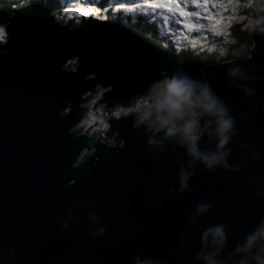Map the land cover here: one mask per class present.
<instances>
[{"label":"water","instance_id":"obj_1","mask_svg":"<svg viewBox=\"0 0 264 264\" xmlns=\"http://www.w3.org/2000/svg\"><path fill=\"white\" fill-rule=\"evenodd\" d=\"M9 18L13 22L9 47L17 40L25 46L0 57V233L17 247L18 264H51L59 254L67 255V264H127L136 250L169 255L181 231L189 238L184 253L190 256L198 228L185 217L202 197L212 210L201 217L199 227L224 222L235 233L264 215V199L256 200L247 184L255 175L264 180V113L246 121L254 125L255 134L244 136L260 148V160L246 163L238 173L213 174L197 165L191 180L194 192L180 198L167 194L168 187L175 185L172 156L166 153L153 163L141 132L132 131L130 121L124 120L113 121L126 140L124 149L116 155L105 153V163L86 177H75L73 185L62 186L60 178L65 174L90 168L89 164L69 168L80 147L92 144L90 138L69 137L67 130L79 117V108L74 103L67 116L58 114L68 99L95 82L84 80L80 72H95L97 79L114 84L105 97L111 103L141 91L159 67H176L179 60L120 22L70 30L54 24L49 9L40 3L0 10V20ZM44 24L53 26L44 32ZM38 36H46L48 44L38 42ZM261 51L258 59L264 60ZM74 53L82 57L79 71L64 77L60 64ZM215 63L188 59L179 66L197 77L207 71L213 88L227 97L234 114L243 111L247 102L225 87L223 67H212ZM255 98L264 103V85ZM101 147L94 155L103 152ZM177 154L183 159L182 151ZM239 156L240 150L234 149L231 159L240 162ZM89 195L108 225L105 236H89L84 221L88 209L78 211L79 223L62 232L58 221L66 210Z\"/></svg>","mask_w":264,"mask_h":264},{"label":"clouds","instance_id":"obj_2","mask_svg":"<svg viewBox=\"0 0 264 264\" xmlns=\"http://www.w3.org/2000/svg\"><path fill=\"white\" fill-rule=\"evenodd\" d=\"M9 2L13 3L14 8L23 9L30 7L34 0H0V6ZM36 2L49 9L54 24L70 30L69 22L83 15L77 11L78 6L82 7L78 0ZM234 3V8H226L221 14V26L226 22L230 28L233 23H238L250 40L241 42L230 31H217L216 24L208 17L203 18L207 23L202 22L198 12L176 23L183 26L182 33L184 29L199 31V36L184 33V48L215 55L218 59L212 67H223L225 87L241 94V99L247 102L245 109L234 114L227 97L213 88L208 72L201 71L199 77L194 76L179 66L181 61H177L176 67H159L141 91L111 103L105 97L115 85L97 79L95 72H80L84 80L95 82L78 97L68 99L58 114L61 118L67 116L72 112L74 103L79 108V117L67 130L69 137L73 140L90 138L92 144L85 143L80 147L69 168H79L83 164H89L90 168H81L75 175L72 172L65 174L60 178L62 186L73 185L75 177H86L90 170L105 163L102 159L105 153L116 155L124 149L126 140L120 135V129L113 127V121H130V129L141 132L153 163L166 153L172 156L176 170L175 185L167 189L170 197L180 198L185 193L194 192L191 180L197 165L213 174L217 170L238 173L244 170L246 163L260 160V148L244 136L255 134L254 125L246 121L264 113V103L255 98L258 88L264 85V60L258 59L264 49V0H234ZM137 7L139 5H126L120 0H111V3L101 0L100 6L95 7V15L103 20L107 17L101 13L109 9L113 12L120 9L132 11ZM233 12L235 15H232ZM12 23L11 18L0 20V57L9 56L25 46L24 41L17 40L9 47ZM164 23L167 27V17ZM52 26L44 24V32L50 31ZM209 34L219 39L210 42ZM36 39L41 44L49 42L46 36ZM81 60L79 53H74L72 57L66 56L60 64L62 75L67 77L76 74ZM97 146H102L103 152L94 155ZM234 149L240 150V162L231 159ZM181 151L183 159L177 154ZM247 184L256 200L264 199V180L260 176L250 177ZM84 209H88L84 221L89 236L104 237L108 225L94 210L92 195L66 210L64 218L58 221L59 229L69 232L73 223H79L76 213ZM211 210L212 204L202 197L186 214L187 223L198 228V239L190 256L184 253V249L189 246V238L181 231L176 234L177 246L168 249L169 255L136 250L128 257L127 264H264V215L257 216L245 230L233 233L224 222H209L199 227L201 217L207 216ZM18 257L15 244L6 242L5 235L0 233V264H18ZM67 260L66 254H59L52 259L51 264H67Z\"/></svg>","mask_w":264,"mask_h":264},{"label":"rangeland","instance_id":"obj_3","mask_svg":"<svg viewBox=\"0 0 264 264\" xmlns=\"http://www.w3.org/2000/svg\"><path fill=\"white\" fill-rule=\"evenodd\" d=\"M36 2V0H34ZM98 0H78L79 5L82 7H77L78 13H83V15H79L77 17L78 21H81L83 18H90L95 16V7H98ZM121 3L126 5L137 4L139 7L132 11H126L125 9H120L115 11L113 15H109L111 12L109 9L106 12H102L101 15L107 17L106 20L112 19L114 20L117 17V12L123 11L124 13H139L144 14L145 16L155 15L160 29L161 42L163 44H168L173 41V46L177 48H184V44L186 43L183 39L184 33H187L191 36H195L193 31H189L188 29H184V33L181 32L182 25L176 23L177 20L184 21L191 13L198 12L200 14V18L202 22L207 23L203 18L208 17L216 24V30L219 32H231L232 36L236 38L238 41L242 40L236 35V31L233 33L232 27L237 25L238 23H233L229 28L227 23L225 22L223 26H221V14H224V10L226 8H234L235 3L234 0H120ZM143 2V4H141ZM111 3V2H110ZM186 11V12H185ZM182 13H187L182 14ZM232 15H235L233 12ZM168 18L167 27H165L164 18ZM97 18V17H96ZM195 19V18H193ZM101 20V19H99ZM127 20H124L122 23H126ZM97 24V23H96ZM239 25V24H238ZM240 26V25H239ZM73 28V27H72ZM199 32V31H196ZM178 38V42L174 37ZM166 37V38H165ZM217 37H209L210 42H215ZM186 49V48H184ZM188 51H191L194 55L202 56V60H207L206 57L210 56L207 52L200 53L198 50H193L191 48H187Z\"/></svg>","mask_w":264,"mask_h":264},{"label":"trees","instance_id":"obj_4","mask_svg":"<svg viewBox=\"0 0 264 264\" xmlns=\"http://www.w3.org/2000/svg\"><path fill=\"white\" fill-rule=\"evenodd\" d=\"M101 0L97 2V6H100ZM111 0H109V3ZM13 3H3L2 6H0V9H4L6 12H10L13 9ZM109 15H113V11ZM121 20H127L128 24H130L134 29L139 31L145 38L150 41L151 43H154L155 45L162 46L161 37L159 35V28H158V21L155 16H144L142 14H135V13H124L123 11L117 12V17L115 18V21H121ZM101 20L96 18L95 16H92L90 18H83L81 21H70V26L77 29L80 27H90L92 25H95L96 23H99ZM158 28V29H157ZM234 32L236 35L239 36V38L242 41L250 40L247 33L242 32L240 26L237 24L233 27ZM160 38V39H159ZM174 57H176L179 61L184 62L188 59L196 58L200 59V57H194L193 53H189L188 51H182L180 53H176L173 49L168 50ZM217 58V57H216ZM214 62V61H213Z\"/></svg>","mask_w":264,"mask_h":264},{"label":"snow or ice","instance_id":"obj_5","mask_svg":"<svg viewBox=\"0 0 264 264\" xmlns=\"http://www.w3.org/2000/svg\"><path fill=\"white\" fill-rule=\"evenodd\" d=\"M182 14H185L186 15L187 13H182Z\"/></svg>","mask_w":264,"mask_h":264},{"label":"bare ground","instance_id":"obj_6","mask_svg":"<svg viewBox=\"0 0 264 264\" xmlns=\"http://www.w3.org/2000/svg\"><path fill=\"white\" fill-rule=\"evenodd\" d=\"M186 12V11H185Z\"/></svg>","mask_w":264,"mask_h":264}]
</instances>
